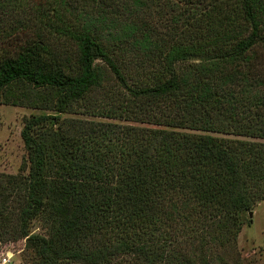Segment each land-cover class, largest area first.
<instances>
[{"label": "trees", "instance_id": "1", "mask_svg": "<svg viewBox=\"0 0 264 264\" xmlns=\"http://www.w3.org/2000/svg\"><path fill=\"white\" fill-rule=\"evenodd\" d=\"M0 104L46 112L0 174V247L227 264L264 200V0H0Z\"/></svg>", "mask_w": 264, "mask_h": 264}, {"label": "rangeland", "instance_id": "2", "mask_svg": "<svg viewBox=\"0 0 264 264\" xmlns=\"http://www.w3.org/2000/svg\"><path fill=\"white\" fill-rule=\"evenodd\" d=\"M45 113L41 110L0 104V174H17L25 159L19 136L22 122L30 116ZM85 119L97 120L86 117ZM250 213L251 215L244 216V223L236 237L235 250L217 252L227 264H264V200L258 202ZM30 232H40L37 222L31 223ZM23 246V240L3 244L0 247V264H34ZM4 255L8 260L1 263Z\"/></svg>", "mask_w": 264, "mask_h": 264}, {"label": "built area", "instance_id": "3", "mask_svg": "<svg viewBox=\"0 0 264 264\" xmlns=\"http://www.w3.org/2000/svg\"><path fill=\"white\" fill-rule=\"evenodd\" d=\"M3 255V254H2ZM8 260L7 256L4 255L1 259V263H5Z\"/></svg>", "mask_w": 264, "mask_h": 264}, {"label": "water", "instance_id": "4", "mask_svg": "<svg viewBox=\"0 0 264 264\" xmlns=\"http://www.w3.org/2000/svg\"><path fill=\"white\" fill-rule=\"evenodd\" d=\"M249 215H251V213H248Z\"/></svg>", "mask_w": 264, "mask_h": 264}]
</instances>
